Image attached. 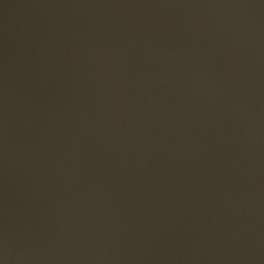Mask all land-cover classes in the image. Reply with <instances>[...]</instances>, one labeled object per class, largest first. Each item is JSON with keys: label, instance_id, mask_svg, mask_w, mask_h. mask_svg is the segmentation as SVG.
<instances>
[{"label": "water", "instance_id": "95a60500", "mask_svg": "<svg viewBox=\"0 0 264 264\" xmlns=\"http://www.w3.org/2000/svg\"><path fill=\"white\" fill-rule=\"evenodd\" d=\"M0 264H264V0H0Z\"/></svg>", "mask_w": 264, "mask_h": 264}]
</instances>
